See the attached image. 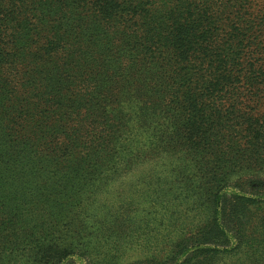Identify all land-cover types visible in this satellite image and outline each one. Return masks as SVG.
<instances>
[{
  "label": "trees",
  "instance_id": "obj_1",
  "mask_svg": "<svg viewBox=\"0 0 264 264\" xmlns=\"http://www.w3.org/2000/svg\"><path fill=\"white\" fill-rule=\"evenodd\" d=\"M0 264H264V0H0Z\"/></svg>",
  "mask_w": 264,
  "mask_h": 264
},
{
  "label": "rangeland",
  "instance_id": "obj_2",
  "mask_svg": "<svg viewBox=\"0 0 264 264\" xmlns=\"http://www.w3.org/2000/svg\"><path fill=\"white\" fill-rule=\"evenodd\" d=\"M141 170H146V168H141L138 171H136V172L130 174L129 176L125 177L123 180H119L115 186L111 185L110 190H111L112 194L110 193L111 195H109V200L107 203V204H109V206L112 205L111 202H113V204L116 205V202L118 201V205H119V204H121V201H125L127 199L126 197H122V196L117 197V196H118V194L127 195L126 191L130 190L129 186L131 183V182H129V180L132 179L133 175L139 173V171H141ZM116 190H119V192H116Z\"/></svg>",
  "mask_w": 264,
  "mask_h": 264
}]
</instances>
